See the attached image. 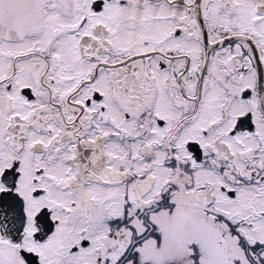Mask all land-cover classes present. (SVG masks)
<instances>
[{
  "label": "snow or ice",
  "instance_id": "obj_1",
  "mask_svg": "<svg viewBox=\"0 0 264 264\" xmlns=\"http://www.w3.org/2000/svg\"><path fill=\"white\" fill-rule=\"evenodd\" d=\"M0 264H264V0H0Z\"/></svg>",
  "mask_w": 264,
  "mask_h": 264
}]
</instances>
